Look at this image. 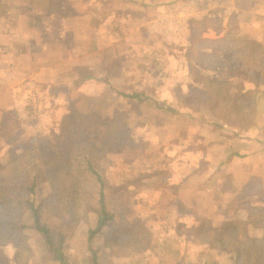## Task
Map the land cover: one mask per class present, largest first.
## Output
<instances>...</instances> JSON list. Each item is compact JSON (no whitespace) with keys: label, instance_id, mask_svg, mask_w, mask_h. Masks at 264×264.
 <instances>
[{"label":"crops","instance_id":"0c3cea01","mask_svg":"<svg viewBox=\"0 0 264 264\" xmlns=\"http://www.w3.org/2000/svg\"><path fill=\"white\" fill-rule=\"evenodd\" d=\"M3 1L8 9L0 14V116L13 110L27 113V107L22 106L29 97L44 106L40 112H49L46 103L55 102L56 98L47 90L58 80L63 85L69 79L76 80L80 95L88 94L87 88L94 87L102 100H107L109 93L113 101L133 93L139 96L131 97L132 100H150L146 91L151 81L146 78L152 74L149 71L157 73L164 67H173L182 74L181 87L194 83L185 73L190 68L189 61L173 58L182 53L186 43L183 35L197 21H208L199 32L201 37L220 39L231 33L244 41L264 44V0ZM89 28L96 39L93 68L99 72L83 75L77 69L91 70L92 65H87L85 50L77 52L78 45L74 47L70 41L83 38L85 43ZM168 43L174 44L173 49ZM190 44L188 40L185 46ZM55 68L64 74L57 78ZM102 70L113 74L118 70L123 76L104 77ZM221 70L217 64L204 69V73L212 77ZM260 70L255 80L242 76L239 81L242 92H255L253 123L245 129L220 124L210 113L200 116L183 109L138 113L139 117L152 116L154 120L144 126L139 124L136 129L128 127L135 134L143 132L144 139L141 145L136 140L129 143L127 153H121L116 164L129 167L127 171L139 168L137 172L141 173L129 178L143 174L154 180L155 173L149 169L153 164L159 167L154 172L164 173L160 182L133 195L135 215L151 234L148 246L137 250L138 255L144 256V264H230L227 253L199 241L192 231L203 221L218 226L228 217L246 220L249 204L264 206V199L250 189L264 192V70ZM71 71L75 75L67 78ZM223 77L234 97V78ZM139 84L144 85V91L135 89ZM152 90L150 94L156 100L166 98L158 86ZM56 105V114L64 116L68 112L65 103ZM167 127L173 137L164 143L166 146L160 140L147 143L148 132ZM36 130V126H31L32 133ZM150 149L164 156L165 161L152 162ZM128 174L123 172L119 180ZM248 231L253 236L262 233L261 228L252 225Z\"/></svg>","mask_w":264,"mask_h":264},{"label":"trees","instance_id":"16d2710c","mask_svg":"<svg viewBox=\"0 0 264 264\" xmlns=\"http://www.w3.org/2000/svg\"><path fill=\"white\" fill-rule=\"evenodd\" d=\"M7 9L6 3L0 0V14H5ZM200 23L203 24L201 28H205L208 24L206 21H200L197 25ZM188 61L190 69L197 73L194 78L195 83L200 84L194 93L202 97L201 102L208 113L220 124L240 130L249 127L254 118V90L242 92L239 89L233 97L229 94L231 87L228 80L224 79V74L220 73L221 75L211 77L204 73V69L220 64L222 70L254 71L256 76L262 71L260 69L264 70V44L246 42L231 33L220 39H207L197 35L189 45ZM128 96L139 95L133 93ZM69 110L71 111V108ZM79 118L78 115H74L73 118L65 119L56 133H53L55 131L51 129L53 127L48 128L46 133H53L50 138L44 135L43 139L36 137L28 139L21 153L15 154L5 163H0V264H28V255L23 256L18 253V250L15 251L13 263H8L5 257L9 238L15 240L20 229L24 227L22 215L27 209L32 211L33 226L44 237L46 248L52 259L58 264H68L63 247L65 240L80 221L77 215L75 217L74 212L79 202L85 204L88 207L87 210L97 215L96 226L88 229L87 237L88 249L92 252L88 261L97 264L92 250L93 237L103 229H105L103 234H106L113 219V215L105 211L104 204L105 199L108 198L105 187L109 184L96 168L101 167L103 162L101 159L107 158L108 150L104 141L96 144L86 137L83 138L84 134L81 131H87V129L85 121ZM93 134L102 140L106 137L97 129ZM158 173L160 172L152 175L155 176L154 180L139 174L125 179L120 184L117 183L115 187L109 185L108 189L111 192L113 189L121 190L127 187L129 194L134 195L160 182L163 176L159 177ZM43 182H47L53 192L43 200V203L51 199L48 208L62 218L60 226L42 222L37 206L34 205L32 195L35 188ZM126 183L134 186L130 188V185ZM95 193H98L100 204L98 209L89 205V200ZM254 195L264 199V192L261 190ZM59 207L62 209L59 210ZM247 210L248 219L246 220L228 217L218 226L208 225L206 221H203L192 231V234L199 241L227 253L231 259L230 264H264V206L257 207L249 204ZM69 217L72 220L71 223H69ZM249 225L261 228V235H250ZM107 236L108 241L112 242L116 239L113 231ZM150 240L149 238L147 246ZM143 246L134 244L131 248L135 250ZM115 254L123 259L129 257L112 251V255Z\"/></svg>","mask_w":264,"mask_h":264},{"label":"rangeland","instance_id":"374dc122","mask_svg":"<svg viewBox=\"0 0 264 264\" xmlns=\"http://www.w3.org/2000/svg\"><path fill=\"white\" fill-rule=\"evenodd\" d=\"M197 22L191 24V30L190 32L185 33L186 36L183 35V41H185L186 43L188 42V40L190 43V40L192 41L197 35H200L199 32L201 31V29H203L201 28L203 24L200 23L199 25H197ZM207 22L208 21H206V23ZM90 29L92 28H89V38L86 39L87 41L85 43H82V41L85 40L83 38H75L70 41V43L73 44L74 47L78 45L77 52L79 51V49H81L82 51L85 50V53L87 54V65L89 67L90 65H92L91 70H87V68H82L81 70L79 68L77 69V71L82 73L83 75L99 72L97 69L93 68V66L95 67V61H93V59L96 55V39L95 35H91ZM245 41L247 42L248 40ZM173 43H168V47L173 49L174 46H171L174 45ZM186 43H184L182 53H178L177 57L174 56L173 61L174 59L179 60V57L181 59L184 58V62L188 60L189 46H185ZM72 55L73 59H75V56H77L75 51ZM169 64L170 63H168L167 65ZM165 68L166 67L160 69L161 71L157 73H155L154 70L149 71L152 72V74L149 76V78H146V81H151V86H148L146 92H148L150 100L147 99L137 101L132 100L131 97H125V99L121 101H113L110 100L112 96L109 93L108 99L102 100L101 96H97L98 92H96L94 87L87 88L88 94L82 93V95H80L77 92V88H75V86L77 87V85L79 84V82H76V80L69 79L67 80V84L64 85L59 82V80L56 81V84L52 83L47 90V94L55 96L56 100L52 103H46L45 109H51L49 112H40L42 111L44 106L35 101L34 98L33 100H31V98L29 97L27 99L28 101H25L22 106L23 108L27 107L28 116H25V114L27 113L23 112V110H13L7 113H3L0 116V163H5L15 154L17 155L21 153L25 142L28 139L32 137L43 139L44 135L50 138L53 133L58 132L61 124L65 119H68L70 117L73 118L74 115H78L80 117L79 119H83L85 121V128L87 129V131H81V133L84 134L83 138L86 137L89 139V141H92L96 144H100L102 141H104V143L106 142V147L108 150L107 158L101 159L103 161L102 165L101 167H96L97 170H99L102 176L105 177L108 182L107 184L111 186H114L117 183L120 184L125 179L134 175L137 172V169H139L137 168L135 171H127L129 167L116 164V162L118 161L116 159H118L119 155H121V153L123 155L127 153L126 146L129 145V143H133V141L135 142L136 140L135 143H139L141 145V143L143 142L141 141V139H144V133L142 132V134H135L133 133L132 128L135 127L136 129L137 126L139 127V124H141L142 126H144L145 123L150 124L154 120V117L152 116L139 117L137 116L138 113L140 115H143L144 113L147 114V112L154 113V111L160 110L183 109L186 111L189 110L191 112H196L200 116L203 114L208 115V111L201 102L202 97H199L194 93V91L197 90L196 88L198 86L195 83L196 81H194L197 73L190 68L185 70V73L187 72L189 78L194 83L188 85L185 84L183 87H181L179 81L180 78H182V74L176 73L173 67L167 69ZM55 69L57 78L58 76H62L64 74L63 70L58 68ZM220 72L224 74L225 78H234L235 82H233L232 90L234 93H237L236 91L239 90V81L242 76L248 77L250 80H255L256 78L254 71L245 72L244 70H242V72H240V70L226 69L221 70ZM161 73H163L164 75H162ZM242 73L243 75H241ZM69 74L70 77L67 78H73V76L75 75V71H71V73ZM114 74L116 75V78H120L119 76H123L121 71L118 70ZM114 74L113 71L109 70L108 72L106 70H102V76L104 77H113ZM40 86L41 88L43 87V85ZM153 86H158L159 90L163 91L162 97H166L163 101L160 102L151 95L153 94ZM143 88L144 85L142 84H139L135 87V89L141 92ZM124 90L126 91L128 89L125 88ZM67 94L69 95L68 97H66ZM64 103L66 105L65 109L68 112H64V116L56 114L54 110L56 109V104L61 105ZM34 107L36 108L34 109ZM69 108H71V111L69 110ZM31 112H36L37 115H35L34 113L33 116V113ZM164 119H167L166 122H170V119L168 120V118H163V121ZM202 120L203 119H201V121ZM31 126L37 127V130L34 131V133L31 132ZM130 126L132 128H128ZM50 127H53L51 129H54L53 131L55 132H53L52 134H47L46 130ZM95 129L105 134L106 137L104 138V140L96 137L93 134ZM168 129V127L166 128V130L159 128L156 130L153 129L152 132H148L146 139L147 143L153 142L155 140L156 142H158V140H160V143H162V145H165L164 143L168 144L173 137ZM148 152L149 158L153 160L152 162H155V159L156 161H158V163H161L162 160L163 162L165 161V158H162L164 156H162L158 152H155V150L150 149L148 150ZM154 155L155 157H152ZM94 164L96 163L94 162ZM149 169L153 174L157 173L154 171H159V167L154 166V164L149 166ZM123 172H128L129 174L123 179L119 180V177L123 176ZM138 175H135V177ZM158 176L162 178L163 173H158ZM43 179L45 180V178ZM109 185L105 187V190L108 191V194L106 193L108 198L105 199L104 204L105 211L112 214L113 219L111 220V226L106 230V234H103V231L105 230L103 229L93 237L92 250L95 254L96 262L97 264H135L136 262V264H144L146 261L144 259V256L138 255L140 251L137 252V250L142 249V247H139L135 250H132L131 247L135 244L141 246L144 245V248L145 246H147L146 243L149 240L151 234H149L150 232L145 226H143L144 224L135 215V212L137 213V211L134 209L135 199L133 198V195L129 194L128 188L124 187L121 190L113 189V191L110 192L108 189V187H110ZM133 186L134 185H130V188H132ZM253 189L255 192H257L255 188ZM52 194L53 192L51 190V187L47 184V182H43L35 188L32 199L34 205L37 206L38 214L42 222H44L45 224H54L56 226H60V224L62 223V218L48 208V204L51 199L47 200V203H43V200L47 199ZM89 205L94 209H98V207L100 206L98 202V193H95L93 198L89 200ZM87 208L88 207L85 204L79 202L78 208L74 210L75 217L77 215L80 221L74 227V231L72 232V234L64 242L63 250L68 259V264H92L88 261V259H90V257L92 256V252L88 249L87 237L88 229H93L96 226L97 215L93 211L87 210ZM138 208L140 209L139 205ZM61 209L62 207H59V210ZM71 222L72 220L69 217V223ZM22 223L24 224V227L20 229L18 237L15 240L9 238L10 241L9 243H7V248L5 251L6 261L8 263H13L15 251L18 250V253H21L23 256L28 255V264H58L54 259H52V256L48 252L44 237L35 230L33 226V215L31 210L27 209L23 213ZM71 226H73V224H71ZM165 228V224L163 223L162 229ZM111 231H113L116 236V239L112 242L108 241L109 235L107 236V234ZM112 251H116L117 253L122 254V256L123 254L128 255V258H131L132 260L125 261L128 258H122L119 260L116 255H112ZM113 256H115L114 259L112 258ZM134 257L137 258L135 259Z\"/></svg>","mask_w":264,"mask_h":264},{"label":"built area","instance_id":"2783aa9c","mask_svg":"<svg viewBox=\"0 0 264 264\" xmlns=\"http://www.w3.org/2000/svg\"><path fill=\"white\" fill-rule=\"evenodd\" d=\"M186 4H187V5H189L190 3H189V2H187Z\"/></svg>","mask_w":264,"mask_h":264}]
</instances>
